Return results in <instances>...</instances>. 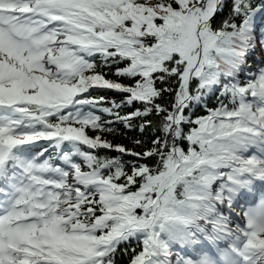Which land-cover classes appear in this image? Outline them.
<instances>
[{"label":"snow or ice","instance_id":"snow-or-ice-1","mask_svg":"<svg viewBox=\"0 0 264 264\" xmlns=\"http://www.w3.org/2000/svg\"><path fill=\"white\" fill-rule=\"evenodd\" d=\"M264 264V0H0V264Z\"/></svg>","mask_w":264,"mask_h":264},{"label":"trees","instance_id":"trees-1","mask_svg":"<svg viewBox=\"0 0 264 264\" xmlns=\"http://www.w3.org/2000/svg\"><path fill=\"white\" fill-rule=\"evenodd\" d=\"M126 259H127V257H124L123 260L121 261V264H123V261L126 260Z\"/></svg>","mask_w":264,"mask_h":264}]
</instances>
